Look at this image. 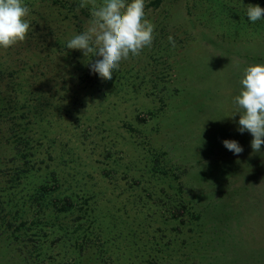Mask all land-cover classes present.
<instances>
[{
	"label": "rangeland",
	"instance_id": "rangeland-1",
	"mask_svg": "<svg viewBox=\"0 0 264 264\" xmlns=\"http://www.w3.org/2000/svg\"><path fill=\"white\" fill-rule=\"evenodd\" d=\"M158 1L152 45L102 80L67 48L91 6L23 0L26 39L0 47V264H264V145L234 103L264 0Z\"/></svg>",
	"mask_w": 264,
	"mask_h": 264
},
{
	"label": "clouds",
	"instance_id": "clouds-1",
	"mask_svg": "<svg viewBox=\"0 0 264 264\" xmlns=\"http://www.w3.org/2000/svg\"><path fill=\"white\" fill-rule=\"evenodd\" d=\"M90 8V18L83 31L67 42V48L80 50L84 57L91 55L87 66L102 80H112L122 60L139 56L152 45L154 24L145 17V0H80L78 9ZM29 12L23 0H0V47L9 48L26 39L30 29L25 19ZM248 19L255 23L264 19V8L259 4L246 6ZM169 42L175 46L172 36ZM93 57L95 59L93 60ZM242 87L234 98L240 113L238 131L253 137L251 148L260 152L264 145V64H250L243 71ZM225 148L235 155L243 152L236 140L225 139Z\"/></svg>",
	"mask_w": 264,
	"mask_h": 264
},
{
	"label": "trees",
	"instance_id": "trees-1",
	"mask_svg": "<svg viewBox=\"0 0 264 264\" xmlns=\"http://www.w3.org/2000/svg\"><path fill=\"white\" fill-rule=\"evenodd\" d=\"M161 0H159L158 2H160Z\"/></svg>",
	"mask_w": 264,
	"mask_h": 264
}]
</instances>
